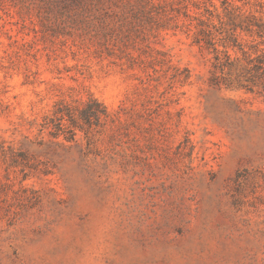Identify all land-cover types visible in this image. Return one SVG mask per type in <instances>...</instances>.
I'll return each instance as SVG.
<instances>
[{"label":"rangeland","instance_id":"rangeland-1","mask_svg":"<svg viewBox=\"0 0 264 264\" xmlns=\"http://www.w3.org/2000/svg\"><path fill=\"white\" fill-rule=\"evenodd\" d=\"M263 53L264 0H0V264H264Z\"/></svg>","mask_w":264,"mask_h":264},{"label":"trees","instance_id":"trees-1","mask_svg":"<svg viewBox=\"0 0 264 264\" xmlns=\"http://www.w3.org/2000/svg\"><path fill=\"white\" fill-rule=\"evenodd\" d=\"M254 67H255V69H256L257 71L262 72L263 75H264V53H263L261 56H259V57L257 58V63L255 64ZM90 103H92V104L89 105L90 108L93 109V105H94V107H98V105L96 104L95 101H91Z\"/></svg>","mask_w":264,"mask_h":264}]
</instances>
